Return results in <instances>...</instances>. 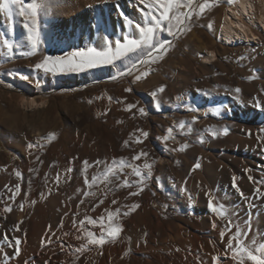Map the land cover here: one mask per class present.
Here are the masks:
<instances>
[{"label":"rangeland","instance_id":"obj_1","mask_svg":"<svg viewBox=\"0 0 264 264\" xmlns=\"http://www.w3.org/2000/svg\"><path fill=\"white\" fill-rule=\"evenodd\" d=\"M234 1L208 0L209 7L199 19L194 14L177 38L162 34V39L172 40V47L156 63L142 66L150 74L139 81L135 74L119 75L130 66L128 59L72 73L45 72L36 65L47 56L103 48L105 37L114 42L136 34L135 23L146 10L140 0H52V14L40 21L42 39L35 53L27 43L24 18L15 9L11 17L0 10V264H145L142 252L129 249V243L137 244L136 234L128 238L129 231L141 224L185 226L188 231L204 234L196 226L195 200L200 192L207 199L214 195L201 183L193 190L194 166L220 161L227 155L236 157L238 150L229 134L239 127L262 129L264 136V124L237 119L228 108L240 111L250 97L256 110H264L258 87L246 89V83L259 73L249 67L258 39H245L250 14L235 19L230 16ZM254 13H259L257 0ZM227 17L234 29H246L240 41L247 48L242 56L234 53L223 64L219 54L212 60L205 57L214 45L224 44L219 27ZM250 17L254 18L253 14ZM5 41L14 45L12 53ZM136 59L132 57V61ZM161 86L162 93L158 91ZM129 88L130 92L125 91ZM128 105L135 107L129 110ZM140 108L146 114L142 115ZM181 122L185 123L183 129ZM169 129L172 135L165 142L162 138ZM212 132L220 134L213 137ZM201 137L203 143L199 142ZM29 144L34 147L30 149ZM183 145L187 147L180 150ZM262 145L254 151L250 146L242 154L264 160V150L262 154L258 151ZM139 153L147 155L133 161ZM207 154L212 157L206 162ZM113 160L152 164V177L142 192L130 196L138 190L136 186L118 187L125 178L137 179L127 175L131 168L120 171L117 164L118 180L111 173L103 175ZM96 161L103 163L97 165ZM226 166L224 163L221 170ZM254 171L264 176V165ZM94 175L97 182L93 184ZM240 177L236 176L237 184ZM16 184L21 186L18 194ZM232 185L233 179L227 195L238 204L253 206L259 198L254 197V189L239 187L245 199ZM133 204L139 207L119 217L122 232L115 242L103 246L87 243V231L99 236L100 227L88 225L85 217L107 216L105 210L123 211L127 209L122 206ZM6 207L11 211L5 212ZM16 238L21 241L18 253ZM224 253L221 264H231L226 250Z\"/></svg>","mask_w":264,"mask_h":264},{"label":"snow or ice","instance_id":"obj_2","mask_svg":"<svg viewBox=\"0 0 264 264\" xmlns=\"http://www.w3.org/2000/svg\"><path fill=\"white\" fill-rule=\"evenodd\" d=\"M141 4L144 5L146 10H142L141 21L135 23V33L125 35L120 39L110 41L105 37V47H88L86 49H77L72 52L65 53L60 56H47L44 58L43 62L36 65L37 69H43L45 72H59V73H72V72H82L86 69H94L100 66H110L114 65L117 61H122L128 59L131 61L130 66L127 67L126 71L120 72V76H133L135 74V80L139 81L142 78H146L150 73L146 67L157 62L162 58L172 47V40L162 39V34H165L173 39L177 38L179 33L183 32L187 27L188 23L192 21V17L195 14L196 18L199 19L200 15L204 13L206 8L209 7L208 0L205 3L196 4L194 0H140ZM232 0H229L231 3ZM52 0H3L0 3V10L6 13L9 17L13 15L14 9L18 12V15L24 18V27L27 30V43L30 44L32 53H35L41 42V29L40 21L42 19H47L52 14L53 9ZM199 9L197 12L196 9ZM123 15V14H122ZM128 21L129 24L132 21L128 20L127 17H123ZM209 29L212 25H208ZM5 47L9 53H12L14 45L11 42L5 41ZM31 54V53H30ZM135 56L137 59L132 61V57ZM116 77H113L115 79ZM125 91H131V89H125ZM159 92L164 91V86H161L158 90ZM241 90L239 88L235 89L236 93ZM157 93L153 92L152 96L156 97ZM157 107H159V102H157ZM135 105H128V109L131 110ZM196 111V109H191ZM140 113L146 114L145 109L140 108ZM213 114H218L214 111ZM181 129L185 127V123L181 122L179 125ZM192 129L189 126V132ZM228 129H223V134L226 135ZM220 133L212 132L213 137L218 136ZM144 137L148 136L147 132H143ZM172 135V129L168 130V134L162 139L163 141H168ZM53 137L50 135L48 137L51 140ZM139 142V140L137 141ZM201 143L204 142L203 137L200 138ZM127 143V142H125ZM30 149L34 145L29 144ZM187 145L181 146L180 150H184ZM147 153H139L134 156L133 161L140 160L141 156H146ZM103 163L102 161H96L97 165ZM87 166L88 162L84 161ZM117 164H119V170L122 171L124 168H131V172L127 175L135 176L137 179L129 181L127 178L118 185V187H137V191H132L129 193L130 196L138 195L143 191V186L152 177V164L145 162L143 165L131 164L125 160L116 161L113 160L111 165L105 167L103 175L111 173L119 179L117 175ZM200 165L196 164L193 168H199ZM71 171V169L69 170ZM245 171H248L247 169ZM17 177L21 174L19 171L16 172ZM249 181H252L256 187L254 189V197L264 198V190H261V185H264V177L259 180H254V178L249 175ZM97 182V176L92 177V183ZM85 183H88L85 180ZM233 188L245 199L243 192L240 190L238 184L236 183V178L233 177ZM20 184L15 185V193L20 192ZM89 193H85L88 195ZM14 197H9L13 199ZM83 202V201H81ZM103 203V201H101ZM113 204L117 201L113 200ZM98 206V205H97ZM127 210L122 208H116V210L107 212V216L101 215L98 218L85 217L87 224L90 226H99L100 233L97 236L91 230L87 231V243L89 245L103 246L106 242H115V240L120 236L122 232V227L119 223L120 216H127L131 211H134L139 207L138 204H133L129 206H122ZM208 208L211 213L215 214L221 219H227L229 216V211L226 205L223 203H216L215 197H210L208 199ZM95 210V209H93ZM5 212L11 211L10 207L4 209ZM85 220L80 221L81 226L84 225ZM61 221V226H62ZM73 226L75 227V220L73 221ZM215 227V224L213 225ZM235 226V232L228 236L227 248L232 252L233 259L237 264H245V261L251 262V264H264V246L253 247L246 243V237L250 232V228L245 231L240 225H233V222L229 220L228 224L222 228L220 231V236L223 239L229 232L232 231V227ZM247 227V226H245ZM5 242L8 243V237L5 235ZM21 243L19 238H16L14 245L16 246V252H19V244ZM219 259L214 257V261Z\"/></svg>","mask_w":264,"mask_h":264},{"label":"bare ground","instance_id":"obj_3","mask_svg":"<svg viewBox=\"0 0 264 264\" xmlns=\"http://www.w3.org/2000/svg\"><path fill=\"white\" fill-rule=\"evenodd\" d=\"M257 3L259 5L257 17L254 13V0H235L233 2V12L230 13V16L232 18L236 16L243 17L247 13L248 15L253 14L254 16L252 19L250 15L248 17L250 25H247L249 31L246 33L245 39H258V45H253L254 51L253 55L250 57L249 67L254 71L257 70L259 73L257 78L252 77L253 79L246 83V89L252 90V88L258 87V90L255 89L259 91V97L262 104H264V30H262V28H264V1L259 2L257 0ZM122 14H124V11H122ZM231 22L227 17L219 27V35H221L224 44H219L218 46L214 45L213 51L207 53L205 58L212 60L219 54L220 62L225 64L228 58L235 55L234 53H236V56H242L244 54L247 45L240 41V37L244 35L246 29L245 31L243 27L234 29ZM247 100L248 101L244 103L240 111H234L232 108L233 106L228 107L231 114L237 119L241 118L248 122L264 124V110H256L250 103V97L247 98ZM261 130L262 129L250 127L237 128L229 134L235 141L234 147L238 150L237 156L227 155L223 156L220 161L201 164L199 168H196L194 177L192 176L193 178L191 179L190 185L194 188L193 190L199 189L200 183L204 184L213 192L216 203H223L227 206L229 211L227 219H221L211 213L210 210L207 209L208 199L204 197L201 192H198V197H196L195 200L196 203L194 202L198 215L194 218L196 220V226L199 227L198 231L204 234L199 235L197 234L198 232L195 233L196 231H188L185 226L171 224L163 227V224L159 222L155 225L145 223L136 227L135 230L131 229L134 230V232L130 233L129 231L130 235L128 234V238L133 239L135 234L137 236V244L129 243L130 251L135 249L136 251L142 252L146 260L145 264H153L154 262L157 264H221V254L224 256V250H226L228 256L226 258L230 259L231 264H237L232 257V252L227 248L228 236L235 232V226L232 227V231L223 239L220 236V231L228 224L229 220L233 222V225H240L245 231L250 228V232L246 237V243L250 246H264V198H258L254 203L252 202L253 204L251 203L253 205L251 206L245 203L238 204V200L236 201L235 198L227 195L228 184L232 181L233 177L236 178L237 175L241 176L238 180L241 189H255L256 185L252 181H249L246 173L244 174L246 169L248 170L247 173L255 178L254 180H259L261 177H264L262 174L254 171V169L264 165V160L261 157H248L242 154V151L250 146L253 151L258 149L261 142L263 145L258 151L261 154L263 153L264 136H262ZM240 155L243 157H240ZM210 157H212L210 154L206 155V162L207 159L210 161ZM224 163L227 164L228 167L226 166L225 170L222 171L221 169ZM252 189L250 192L253 191ZM261 190H264V185H261ZM211 197L213 196L211 195ZM214 224L215 227L213 226ZM18 228H21V222H19ZM156 232L160 234L156 236ZM127 242L128 241H126V243ZM130 244L132 245L131 247ZM214 257H218L219 259L214 261ZM249 263L251 264V262Z\"/></svg>","mask_w":264,"mask_h":264}]
</instances>
